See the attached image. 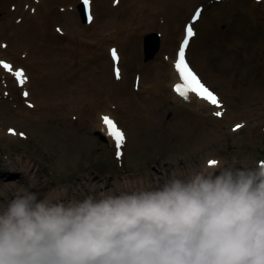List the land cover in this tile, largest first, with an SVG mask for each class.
Segmentation results:
<instances>
[{
	"label": "bare ground",
	"instance_id": "obj_1",
	"mask_svg": "<svg viewBox=\"0 0 264 264\" xmlns=\"http://www.w3.org/2000/svg\"><path fill=\"white\" fill-rule=\"evenodd\" d=\"M175 1H160V4L159 0H155L151 10L140 7V12L135 13L133 8L128 7L127 0H119L118 3L111 0L110 4L108 0H90L91 20L85 17L81 0H22L15 6H12L15 3L10 2L3 3V6L1 4L0 7L7 9V12H3L0 18V61L9 63L13 72L22 70L26 82L21 85L16 76L2 66L0 76L6 79L5 86L10 85L11 78L18 83L14 89V102L21 104L17 92L22 90L23 93H28L24 96L26 103L29 100L34 106L32 109L27 108L28 115L21 116L16 110L10 114L6 129L1 127V131L7 130L10 136L0 134V139L3 137L4 142L10 144L21 140L22 135H25L22 131L26 128L28 118L29 121L36 119L40 123L36 125L41 129L49 128V121L58 120L64 123L61 135L66 145L62 147V151L68 155L71 150L70 141L78 132L72 114L68 117L70 113H86L101 137L109 145L116 147L114 139L108 135L104 125V116L110 117L118 124L125 134V142L129 139L135 143L142 134H154L155 129L159 130L160 136L165 139L179 140L183 137L189 141L192 136L191 131L186 128L188 122L191 123V130L197 140L205 136V133H202L206 131L203 129L204 125L217 127L219 121L232 124L244 118L237 109L245 107L241 106L240 99L248 98L251 91L255 94L251 97L255 100L253 102H259L260 110L264 109V9L258 8L257 0H242L237 5L229 4L225 16L216 15L209 21L207 29L195 30V35L191 37L185 50V58L209 90L213 92L188 58L192 50L200 55L205 67L215 69L217 78L226 81L227 86L234 90L235 97L230 105L225 100L227 96H218L222 105L220 108L211 106L195 93H190L189 101H185L174 91L175 86L182 83L175 64L188 26L176 37L179 24L187 13L182 10L176 13L177 18L169 21L168 9L174 10L172 5H175ZM223 1L220 3L230 2ZM205 2H193L199 4L194 9L201 10L199 19L207 15L204 9L200 8L204 7ZM260 2L264 3V0ZM60 3L61 6L74 8L69 9L67 14L70 18L66 25L70 33L68 38L63 36L62 29L57 27L55 10ZM156 7L165 11L168 21L161 10H155ZM237 12L243 13L244 19L228 20L226 23L235 22L239 27L229 25L226 29H220L219 25L223 23L221 19L235 17L231 13ZM103 17L108 21H105L101 29L96 28L97 19ZM187 22L196 20L191 18ZM146 28H160L163 35L159 63L143 65L139 62V43L143 36L142 31ZM13 49L17 54L12 52ZM113 49L116 50L118 61L113 59ZM118 49L126 50L128 61L136 65L138 77L134 89L130 88V95L127 94L129 83L128 75L124 71L125 60L120 56L123 54ZM108 57L110 62H106ZM217 65L229 67L231 74L221 76V72L216 69ZM117 69L119 78L116 75ZM151 73L154 74L153 80L148 81ZM122 78L125 79L126 85L121 83ZM251 106H254V103ZM217 111L222 112V115H214ZM118 114L133 122L134 130L131 134H126L117 121ZM166 114L171 116L169 121L164 119ZM180 117H187L189 120ZM20 118L26 122L21 123ZM262 124L263 122L259 124L258 129L262 130ZM10 130H13L15 135L11 134ZM18 163L21 167L19 170L35 182L37 164L21 162V159H18ZM14 164L15 162L11 164L12 167ZM21 187V183H13L11 191Z\"/></svg>",
	"mask_w": 264,
	"mask_h": 264
},
{
	"label": "clouds",
	"instance_id": "obj_2",
	"mask_svg": "<svg viewBox=\"0 0 264 264\" xmlns=\"http://www.w3.org/2000/svg\"><path fill=\"white\" fill-rule=\"evenodd\" d=\"M0 264H264V160L80 197L21 187L0 202Z\"/></svg>",
	"mask_w": 264,
	"mask_h": 264
},
{
	"label": "rangeland",
	"instance_id": "obj_3",
	"mask_svg": "<svg viewBox=\"0 0 264 264\" xmlns=\"http://www.w3.org/2000/svg\"><path fill=\"white\" fill-rule=\"evenodd\" d=\"M20 1L22 0H0V5L2 4L1 6H3V3L6 4V2H10L15 3L12 5L15 6L17 3L20 4ZM108 1L110 4L111 0ZM127 1L128 7L133 8L134 12L137 13L140 12V7H143L145 10H151L155 0ZM160 1L172 2L173 0H159L161 4ZM205 1V4H203L204 7L201 6L200 8H203L204 13L207 15L192 23L187 21H190L191 18L194 19V14L196 12L194 9L199 6V4L196 5L193 3L194 0H176L175 5H172L174 10L168 9L169 21H173L174 18H177L176 13L178 14L182 10L187 13L184 20L179 24L176 37L180 35L181 32L183 33V29L189 24L198 30L207 29L208 23L212 17L216 15L225 16L224 13L228 6L237 5V3L242 0H230L228 3H220V1L223 0ZM257 2L259 3L258 8L261 10L264 9V3L260 1ZM57 7L58 8L55 10V18L56 21H58L57 27H60L62 29V35L68 38L70 33L66 25L69 23L70 18L67 14L68 10L73 7L61 6V3L57 5ZM157 9L161 10L163 15H165V11L163 12L159 7H156L155 10ZM6 10L0 7V18L3 12H7ZM231 14L235 15V17H229L231 19L223 17L221 19L223 23H220V29H226L229 25H232V27H239L235 22L230 24L226 22L228 20L242 21V19H244V14H239V12ZM150 15H152L151 12ZM168 15H165L167 21ZM105 21H108L106 17L97 19L96 28L101 29L102 26L105 25ZM164 23L166 24L165 20ZM161 26H163V22ZM142 33L143 36L140 39L138 49L139 62L143 65L159 63L158 57L164 42L160 28H155L153 30H148L146 28ZM153 34L159 35L160 48L154 58L147 60L144 52V43L146 37ZM118 50L123 54L120 56L125 60V62L123 61L124 71H126L125 74L128 75L127 83H129V91L127 94L130 95L131 89H134L133 87L138 77L136 65L128 61L126 50ZM12 52L17 54L14 49ZM259 56L261 57V55ZM109 58L110 57L106 59V62H110ZM188 58L193 66L200 72L205 82L212 88L213 93L217 97L221 95L227 96L225 100L227 104L230 105L235 94L234 90L227 86L226 81L224 82L221 78H217L218 73L215 69L205 67L200 55L194 50L191 51ZM230 62L233 63L232 61ZM216 69L219 73L221 72V76L223 74H231L229 67L224 65H217ZM153 77L154 74L151 73L148 81L153 80ZM122 79L123 81L121 83L126 85L125 79ZM5 82L6 79L0 76V134L10 136L7 130L1 131V127L3 129L7 127V118L10 114L12 115L15 110L19 112L21 116L28 115L26 113L27 108L31 105L30 108L32 109L34 103L29 100H27L26 103V98L22 90H18L17 92V97L21 99V104L14 102V89L18 83L14 78L10 79V85L8 86H5ZM254 95V91H251L248 93V98L240 99L241 106L245 107L237 109V112L243 114L244 118L232 124L219 121L217 127L204 125L203 129H206V131L203 130L204 132H202L203 134L205 133V136L202 137L203 139H195V133L191 130L193 127L190 122H188L186 126V128L191 131L192 137L189 141L183 137L179 140L165 139L160 136L159 130L155 129L154 134H142L135 143L127 139L121 149L123 154L120 157L117 156L116 147L109 145L101 137L100 133L94 129L92 126L93 123L86 113L82 115L76 112L70 113L68 116L71 117L72 114L75 128L78 129L73 140L70 141L71 150L68 155H65L62 151V147L66 145L61 135L62 129L64 128L63 122H59L58 120L49 121V128L41 129L36 125L40 124L36 119L29 121L30 119L28 118L26 122L20 118L21 123L26 122V128L24 127L22 131L25 135H22L23 137L21 140L14 142V144H10L4 142L5 139L3 137L0 139V202H3L5 198H9L12 193L16 191H11L13 183H18L19 185L21 183L23 188H28L41 194L48 193L55 189L57 191L65 190L68 197H80L111 188L114 181L122 180L125 177L130 180H143L145 183H155L164 178L173 169L193 167L207 157H213L219 161H224L226 164L235 163L237 165H252L258 160H264V109L260 110L259 102H253L255 100L251 97ZM253 103L254 106H251ZM209 104L214 106L211 103ZM180 118L189 120L187 117ZM164 119L169 121L171 116L166 114ZM117 121L125 129L126 134L132 133L134 130L133 122L131 120L128 121L123 115L118 114ZM262 122V130L261 128H259V130V124ZM237 125H243V127L237 129ZM212 130L214 132H212ZM207 132L214 133V135H209ZM211 136H214V138H210ZM18 159H21V162L24 161L30 164H37V169L35 170V177H37V180L35 182L30 180L27 174L20 171L21 167L19 166ZM14 162V167H12L11 164Z\"/></svg>",
	"mask_w": 264,
	"mask_h": 264
},
{
	"label": "snow or ice",
	"instance_id": "obj_4",
	"mask_svg": "<svg viewBox=\"0 0 264 264\" xmlns=\"http://www.w3.org/2000/svg\"><path fill=\"white\" fill-rule=\"evenodd\" d=\"M118 3L119 0H116ZM85 3H89V0H85ZM201 14V10H197L194 14V20H198ZM91 19V17H89ZM195 35L193 31V27L191 24H189L186 27V38L183 41V45L179 50L178 54V60L175 64V68L177 72L179 73L180 79L182 81L181 84H177L174 88V91L181 96L185 101H189L190 99V93H195L200 99L206 100L212 105L216 106L217 108L222 107L219 98L211 91L209 90L197 77V75L191 70L189 67L186 59H185V50L188 46L189 39ZM6 47V46H5ZM112 56L114 60L118 61V56L116 53V50H112ZM0 66H2L4 69L8 70L9 72H12L13 75L16 76L17 80L23 85V83L26 82V77L24 76V73L22 70L13 72L12 66L5 62L0 61ZM117 78H119V71L117 69L116 72ZM25 96L28 95V93H24ZM31 107V105H29ZM217 117L222 115V112L217 111L214 113ZM104 125L106 126L108 135L114 139L116 149H117V156L120 157L123 153L121 151L124 143H125V134L122 130H120L110 117L104 116L103 118ZM243 127V125H237V129ZM11 134L15 135V132L13 130H10ZM22 135V134H21ZM211 163H216V161H212Z\"/></svg>",
	"mask_w": 264,
	"mask_h": 264
},
{
	"label": "water",
	"instance_id": "obj_5",
	"mask_svg": "<svg viewBox=\"0 0 264 264\" xmlns=\"http://www.w3.org/2000/svg\"><path fill=\"white\" fill-rule=\"evenodd\" d=\"M159 48V35L153 34L146 37L144 43V52L147 60L154 58L155 54L159 51Z\"/></svg>",
	"mask_w": 264,
	"mask_h": 264
}]
</instances>
